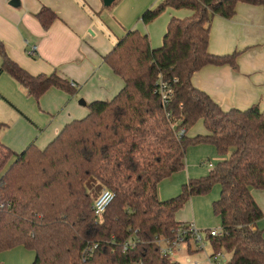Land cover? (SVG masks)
Segmentation results:
<instances>
[{
	"label": "trees",
	"instance_id": "obj_1",
	"mask_svg": "<svg viewBox=\"0 0 264 264\" xmlns=\"http://www.w3.org/2000/svg\"><path fill=\"white\" fill-rule=\"evenodd\" d=\"M238 3L264 7V0H164L146 10L145 24L168 9L192 14L173 16L159 47L148 34L128 30L104 56L124 87L111 100L89 103V113L44 149L30 144L17 153L0 141V252L23 245L36 253L31 264H180L157 239H174L184 223L176 213L220 184L212 203L219 234L205 230L212 256L224 251V264H264V230L257 225L264 213L252 194L264 190V109L224 110L192 83L206 65H236L238 52L212 54L208 45L213 18L231 19ZM36 16L45 29L57 18L47 6ZM2 73L37 100L51 87L77 90L56 71L31 74L0 40ZM159 80L170 93L166 102ZM200 121L206 132L191 135ZM4 126L0 121V131ZM200 144L228 157L161 200L159 183L183 170L187 149ZM104 189L114 198L97 218L93 205Z\"/></svg>",
	"mask_w": 264,
	"mask_h": 264
},
{
	"label": "crops",
	"instance_id": "obj_2",
	"mask_svg": "<svg viewBox=\"0 0 264 264\" xmlns=\"http://www.w3.org/2000/svg\"><path fill=\"white\" fill-rule=\"evenodd\" d=\"M162 1L118 0L114 5L105 6L103 0H19L14 6L11 0H0V40L5 43L9 56L31 74L56 71L77 86L74 93L51 87L37 100L28 96L13 77L2 73L0 121L5 126L0 131V141L17 153L30 144L44 149L67 123L89 113L84 109L89 103L115 97L124 87V81L104 61V56L118 40L128 30L138 29L148 33L153 47H159L169 20L173 16L183 18L192 14L187 9H168L151 23L143 24L142 14ZM44 6L57 14L47 29L36 16ZM33 46L37 48L31 55L29 50ZM208 50L217 55L238 52L237 63L235 66L206 65L193 74V85L224 110H245L254 104L264 109V7L238 3L231 19L215 16ZM205 132L200 121L190 134ZM227 157L219 155L210 144L189 147L185 168L159 183V198L167 200L176 196L189 179L207 175L212 165ZM220 193L221 185L217 184L208 195L191 197L176 213L177 221L194 223L203 232L201 250L208 240L205 230L220 228L221 218L214 216V222L205 223L197 211V203L207 199L213 213L212 203ZM252 194L264 213V190L252 189ZM257 225L264 230V218ZM185 245L187 254L179 255L182 264H206L212 256L213 251L205 256L197 253L198 245L193 240ZM35 256V251L20 245L0 252V264H31Z\"/></svg>",
	"mask_w": 264,
	"mask_h": 264
},
{
	"label": "built area",
	"instance_id": "obj_3",
	"mask_svg": "<svg viewBox=\"0 0 264 264\" xmlns=\"http://www.w3.org/2000/svg\"><path fill=\"white\" fill-rule=\"evenodd\" d=\"M36 46H33L29 53L32 55L36 51ZM161 82V91L163 93V100L166 102V99L168 98L169 91L166 89V84L162 81ZM181 121L178 122L180 124ZM184 131L181 130V134ZM114 198V192L110 189H104L100 197L94 202L93 208L95 215L97 218H100V216L104 213L106 207L109 205V203ZM212 236H216L219 234V228H213L210 229L209 232ZM190 236V239L188 237ZM193 240L199 248L202 249L204 247L203 245V232H201L194 223H183L179 225L176 229V237L174 239H168L165 237H159L157 239L158 244L161 246L162 253L167 254L170 256L171 259L180 262L182 264V258L177 254L176 248L180 247L181 245L187 244L189 241ZM227 257L224 254V252H218L214 256H211L208 259L207 264H224L227 261ZM190 264H199L195 262H191Z\"/></svg>",
	"mask_w": 264,
	"mask_h": 264
},
{
	"label": "rangeland",
	"instance_id": "obj_4",
	"mask_svg": "<svg viewBox=\"0 0 264 264\" xmlns=\"http://www.w3.org/2000/svg\"><path fill=\"white\" fill-rule=\"evenodd\" d=\"M165 12V11H164ZM163 12V13H164ZM162 13V14H163ZM160 16V15H159ZM158 16V17H159ZM170 21V20H169ZM143 23V22H142ZM169 23V22H168ZM143 24H145V23H143ZM168 25V24H167ZM167 29V28H166ZM138 30V29H137ZM140 31V30H139ZM142 34H148V33H146V32H142V31H140ZM151 40V39H150ZM84 109L88 112L89 111V108H88V106L87 107H84ZM201 145V144H200ZM195 146H198V145H195ZM192 147H194V146H190V148H192ZM204 159H208L207 157L206 158H204ZM199 178V177H198ZM213 190V189H212ZM212 190H211V192H212ZM210 192V193H211ZM206 195H208V194H206ZM206 195H199V196H206ZM198 205H199V207H198V209H197V211H199V214H200V218H201V220H203L205 223H212V222H214L216 219L214 218V216H216L215 214H213L214 213V211H213V213H212V211H210L209 210V203L207 202V199H203V200H201L200 201V203H197ZM184 215V214H183ZM177 216H179V214L177 215ZM210 228H215V227H210ZM209 229V228H208ZM207 230V229H206ZM205 233V232H204ZM193 246H194V248L196 247V245H194L193 244ZM213 251V246H212V244H211V242L209 241V240H207V242H206V246H205V248L203 249V250H200V251H198L197 253H201L203 256H205L206 254H209V253H211ZM176 252H177V254L178 255H184V254H187V250H186V245H181L180 247H178V248H176ZM224 252V251H223ZM224 254L226 255V257L228 258L229 257V254L228 253H226V252H224Z\"/></svg>",
	"mask_w": 264,
	"mask_h": 264
},
{
	"label": "water",
	"instance_id": "obj_5",
	"mask_svg": "<svg viewBox=\"0 0 264 264\" xmlns=\"http://www.w3.org/2000/svg\"><path fill=\"white\" fill-rule=\"evenodd\" d=\"M116 0H103V3L105 6H111ZM19 0H11V4L16 6ZM83 104H85V101L81 100Z\"/></svg>",
	"mask_w": 264,
	"mask_h": 264
}]
</instances>
